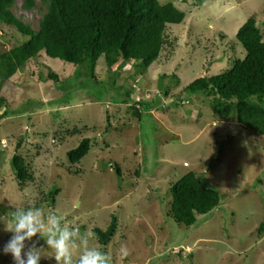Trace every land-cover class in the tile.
<instances>
[{
	"label": "rangeland",
	"instance_id": "374dc122",
	"mask_svg": "<svg viewBox=\"0 0 264 264\" xmlns=\"http://www.w3.org/2000/svg\"><path fill=\"white\" fill-rule=\"evenodd\" d=\"M31 1L26 8V0H14L11 11L36 30L45 8ZM158 1L185 17L166 26L163 49L146 70L121 59L107 65L103 57L78 66L40 52L3 84L0 114L10 113L0 120V264H14L2 251L13 235L5 224L29 207L93 233L90 245L109 253L112 264H264V136L185 91L244 58L236 34L248 18L264 41V0ZM23 39L0 27V54ZM85 138L89 152L70 164L66 153ZM15 154L31 174L23 186L11 167ZM188 172L220 196L189 228L167 214L169 189ZM113 215L117 230L104 246L94 230H105ZM34 239L48 257L40 264H56L46 242Z\"/></svg>",
	"mask_w": 264,
	"mask_h": 264
},
{
	"label": "trees",
	"instance_id": "16d2710c",
	"mask_svg": "<svg viewBox=\"0 0 264 264\" xmlns=\"http://www.w3.org/2000/svg\"><path fill=\"white\" fill-rule=\"evenodd\" d=\"M13 2L0 0V27L14 30L25 39L0 54V91L10 77L40 52L78 66L90 65L100 57L107 65L118 59L121 63L133 61L142 72L158 59L165 44L166 26L178 25L185 17L172 3L160 4L158 0H41L45 11L35 30L14 16ZM30 5L32 1L26 0L24 7ZM236 38L245 51L244 58L225 73L193 80L185 91L210 98L213 114L234 118L243 129L264 136V41L253 17L239 27ZM49 77L57 79L54 75ZM123 99L122 103L128 102L127 96ZM5 105V98L0 95V109ZM133 110L140 118L142 111ZM9 113L4 110L0 120ZM89 149L90 140L85 138L66 153L70 164L78 163ZM11 167L18 184L23 186L31 177L24 158L15 154ZM169 193L168 216L187 228L196 225L198 216L207 215L220 204L218 192L194 172L181 176ZM54 195V191L49 193L51 204ZM116 230L113 215L107 228H96L94 234L105 246Z\"/></svg>",
	"mask_w": 264,
	"mask_h": 264
},
{
	"label": "clouds",
	"instance_id": "9594fccd",
	"mask_svg": "<svg viewBox=\"0 0 264 264\" xmlns=\"http://www.w3.org/2000/svg\"><path fill=\"white\" fill-rule=\"evenodd\" d=\"M5 225V231L13 235L2 251L5 255L11 254L14 264H40L46 257L44 248L37 247L36 237L43 239L52 250L51 259L56 264H112L109 253L90 245L93 233H81L79 228L64 223L62 216L46 213L43 208H17L11 213V226Z\"/></svg>",
	"mask_w": 264,
	"mask_h": 264
}]
</instances>
